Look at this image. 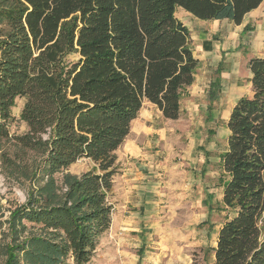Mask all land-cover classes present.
<instances>
[{
	"label": "trees",
	"instance_id": "trees-1",
	"mask_svg": "<svg viewBox=\"0 0 264 264\" xmlns=\"http://www.w3.org/2000/svg\"><path fill=\"white\" fill-rule=\"evenodd\" d=\"M262 1L0 0V139L9 137L14 99L24 97L20 118L28 130L14 139L22 154L39 153L35 172L51 176L81 157L93 163L67 174L63 191L52 185L11 211L3 264L91 260L111 225L115 151L132 121L145 101L177 119L194 82L199 60L176 8L239 25ZM248 67L251 94L231 108L219 160L221 203L231 215L217 230L210 264H264V56ZM221 71L210 81L208 110Z\"/></svg>",
	"mask_w": 264,
	"mask_h": 264
},
{
	"label": "rangeland",
	"instance_id": "rangeland-1",
	"mask_svg": "<svg viewBox=\"0 0 264 264\" xmlns=\"http://www.w3.org/2000/svg\"><path fill=\"white\" fill-rule=\"evenodd\" d=\"M175 14L188 26L193 53L199 60L195 83L189 88L193 94L188 89L184 93L181 114L170 127L153 104L143 103L131 123L130 134L115 151L119 173L114 177L109 195L113 204L112 221L109 229L98 238L93 257L87 264H210L217 230L231 215L221 203L222 188L218 183V157L223 153L226 133L217 138L215 150H205L207 126L200 110L205 98L196 91L199 92L207 80L217 76L216 70L221 68L218 75L220 79L226 77V82L214 106L224 110L223 115H227L240 96L251 94L249 59L264 56V0L248 12L239 25L222 20L216 25L214 22H203L207 23L203 28L197 21L206 20L194 17L183 8H176ZM247 23H253L255 31H250L253 27L249 31L243 30ZM204 37L209 39L208 42L203 41ZM217 45L223 49L217 48ZM76 58V54L68 56L69 60ZM229 75L231 78H228ZM24 101V97L14 99L12 120L8 122L9 137L0 139V264L4 259L2 243L9 238L11 211L26 203L31 194L36 195L40 191L48 193L52 185L57 191H63L67 174L80 175L93 166L90 159L81 157L51 176L35 172L33 161H40L39 153L27 150L22 154L14 139L28 130L20 118ZM222 129L224 126L219 128V133ZM199 142H202V148L198 146ZM134 143L147 145L145 149L149 153H158L159 160L167 161L171 171L165 173L163 169L159 170L160 174L155 178L158 183L155 196L158 222L149 224L147 221L141 229H126L129 225L134 226V223L122 222L129 219L134 208L132 203L135 202L124 169L134 155L131 148ZM204 156H213L216 161L206 165ZM18 157H23L30 168L22 164ZM25 225L29 227L30 224ZM138 250L142 252L140 256ZM64 264L74 263L69 258Z\"/></svg>",
	"mask_w": 264,
	"mask_h": 264
},
{
	"label": "crops",
	"instance_id": "crops-1",
	"mask_svg": "<svg viewBox=\"0 0 264 264\" xmlns=\"http://www.w3.org/2000/svg\"><path fill=\"white\" fill-rule=\"evenodd\" d=\"M256 9V8H255ZM254 10V9H253ZM252 11V10H251ZM226 20V19H216V20H206V21H197V23L202 26L203 28H206L207 23L203 22H214L216 25V22L218 23L219 21ZM184 23V22H183ZM208 23V24H210ZM185 24V23H184ZM186 25V24H185ZM187 26V25H186ZM253 27V23L250 25ZM188 27V26H187ZM256 28V27H255ZM250 31H255L254 27L253 30ZM207 37H204L203 41L208 42ZM206 44V43H205ZM217 48L223 49V47H220V45H217ZM235 78L236 76L233 75ZM250 77L251 73H249V83H250ZM226 77H223L220 79V92L218 94V98L213 102V108L208 110L207 109V104H208V88L211 79L206 81V84H203L201 88H199V92L196 91V94L204 96V100L200 104V110L203 111V116H204V121L206 127L207 134H205V140L207 141L204 148L205 150H215L216 149V140L218 137H222L226 133V137L229 134V130L227 128V120L231 111L232 106L235 102L231 105L230 109L228 110L227 115H223L224 110H220L219 107H215L214 104H216V101L219 99L220 94L223 93L224 91V85H225V79ZM228 78H231V75L228 76ZM195 83L194 82L187 88L188 92L193 94V91L189 90L191 89L192 85ZM204 87V88H203ZM203 92L204 94H202ZM203 105V106H202ZM173 119H167V125L170 127L172 125ZM213 127L215 126L216 128L214 129ZM218 125V126H217ZM219 125L220 127L224 126V129H222V133H219ZM210 129H213V133H210ZM202 142L198 143V146L202 148ZM226 145H227V138L224 141V149L222 152L226 150ZM147 146V145H146ZM146 146H140L137 143H134L132 148L133 154L131 158V162H128L126 164V167L124 168L126 170L125 175L128 177L131 192L134 193L135 196V202L132 203L133 210L131 211L130 215L128 216V220L122 222L126 224H133L134 226L131 227H125L126 229H137V228H142L144 225H146V222L149 221V224L157 223V211L155 210V206L158 204L155 202V196L157 194V179L156 176H159V170H164L165 173L170 172L171 168L167 167L169 164L165 160H159V154L158 153H149ZM213 152V151H211ZM220 157H218L219 159ZM165 159V158H164ZM205 164L209 163L210 161H216L215 158L213 159V156H204ZM206 186V185H205ZM222 193V192H221ZM222 196V194H221ZM139 251V250H138ZM142 253V252H141ZM140 251L138 255H141Z\"/></svg>",
	"mask_w": 264,
	"mask_h": 264
}]
</instances>
